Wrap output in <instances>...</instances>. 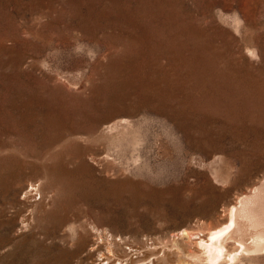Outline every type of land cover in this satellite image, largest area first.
Segmentation results:
<instances>
[{
	"label": "rangeland",
	"instance_id": "1",
	"mask_svg": "<svg viewBox=\"0 0 264 264\" xmlns=\"http://www.w3.org/2000/svg\"><path fill=\"white\" fill-rule=\"evenodd\" d=\"M263 180L264 0H0V264H191Z\"/></svg>",
	"mask_w": 264,
	"mask_h": 264
},
{
	"label": "bare ground",
	"instance_id": "2",
	"mask_svg": "<svg viewBox=\"0 0 264 264\" xmlns=\"http://www.w3.org/2000/svg\"><path fill=\"white\" fill-rule=\"evenodd\" d=\"M259 183L249 192L239 193L241 195L238 199L236 196L235 202L228 204L224 222L210 226L204 234L202 231L203 235L195 237L197 239L192 243L194 249L189 251L194 260L191 264H200L201 258H206L209 264H220L223 261H229L227 264H261L260 260L264 259V180ZM178 233L186 239H191L193 231L185 227L176 235ZM178 243L179 241L173 240L172 246L179 248L182 242Z\"/></svg>",
	"mask_w": 264,
	"mask_h": 264
}]
</instances>
